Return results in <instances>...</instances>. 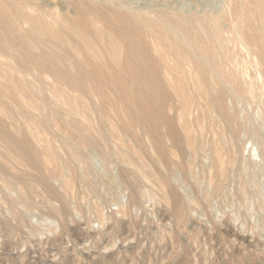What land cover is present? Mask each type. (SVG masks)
Masks as SVG:
<instances>
[{
    "label": "rangeland",
    "instance_id": "obj_1",
    "mask_svg": "<svg viewBox=\"0 0 264 264\" xmlns=\"http://www.w3.org/2000/svg\"><path fill=\"white\" fill-rule=\"evenodd\" d=\"M6 1L0 264H264L250 1Z\"/></svg>",
    "mask_w": 264,
    "mask_h": 264
},
{
    "label": "bare ground",
    "instance_id": "obj_2",
    "mask_svg": "<svg viewBox=\"0 0 264 264\" xmlns=\"http://www.w3.org/2000/svg\"><path fill=\"white\" fill-rule=\"evenodd\" d=\"M234 1H240V0H234ZM250 1V5H249V10H250V18L253 19L254 24H251L249 22V20H247V26L249 25L250 28L252 29V35L254 37V30L257 31V27H260L259 24L262 23L263 28L261 29V33L263 34L264 37V0H249ZM18 9V7L16 6V4L14 2L10 3L6 0H0V17L3 19L8 18L9 16H11V14L14 12V10ZM101 10H99L98 12H100ZM103 12V11H102ZM20 13V12H19ZM127 12L123 11V10H114L111 14H114L113 16H123L126 15ZM132 14L134 15H142L143 12L141 11H131ZM76 14L80 15V14H87V10L83 11H78ZM106 14V13H105ZM84 16V15H83ZM252 21V23H253ZM260 22V23H259ZM259 23V24H258ZM180 27H182L184 34H185V38L187 39L188 42H190L192 45L195 46H199V45H206V39H204L203 37H201L200 35L197 34L196 30L191 26H188L187 24L184 25H180ZM36 29L38 31H49L52 33H56V31H54L52 28H49L46 25H38L36 27ZM212 30V34L216 35L217 34V26L212 25L211 26ZM130 43L132 45H135L136 40L133 36H130ZM254 41V38H253ZM173 49L175 51L178 52V49L180 48L177 44H173ZM198 70H201L200 65L198 64ZM145 75L146 77H148V74L145 70H141L140 74Z\"/></svg>",
    "mask_w": 264,
    "mask_h": 264
}]
</instances>
